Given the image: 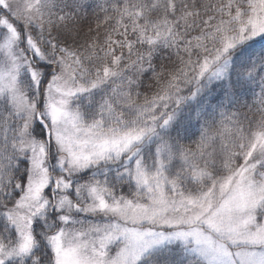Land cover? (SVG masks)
Masks as SVG:
<instances>
[{
  "label": "snow or ice",
  "instance_id": "6c2138e0",
  "mask_svg": "<svg viewBox=\"0 0 264 264\" xmlns=\"http://www.w3.org/2000/svg\"><path fill=\"white\" fill-rule=\"evenodd\" d=\"M0 264H264V0H0Z\"/></svg>",
  "mask_w": 264,
  "mask_h": 264
}]
</instances>
